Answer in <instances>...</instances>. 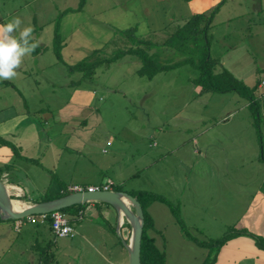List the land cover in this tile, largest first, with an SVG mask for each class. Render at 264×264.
I'll list each match as a JSON object with an SVG mask.
<instances>
[{"label": "rangeland", "instance_id": "1", "mask_svg": "<svg viewBox=\"0 0 264 264\" xmlns=\"http://www.w3.org/2000/svg\"><path fill=\"white\" fill-rule=\"evenodd\" d=\"M218 1L83 0L80 10L66 11L58 17L62 9L76 6L78 0H0V23L19 17L22 27L29 24L34 27L33 36L40 41L38 51L24 58L17 69L18 75L8 80L10 84L7 80H0V107L11 104L15 111H28L40 123L43 136L51 139L48 149L52 150L53 144L63 139L60 134L52 137L54 127L59 126V108L68 100L82 101L83 94L90 95L89 103L96 109L84 124L89 133L87 137H90L86 147H102L103 152L110 155L111 149L106 140L111 143L115 154L108 167H117L121 171L117 176L118 179L122 177L118 181L120 188L127 191L151 190L164 195L179 205L180 217L190 234L199 239L217 237L231 223L223 220L231 214L224 207V201L230 197L226 195L224 184L228 187L235 183L243 184L245 189L238 186L233 191L238 193L241 190L246 194L249 190L247 186L259 181L264 172V163H258L254 158L264 144V0H223L219 11L213 15L209 30V54L219 56L222 65L245 84L251 86L257 82L254 89L257 124L253 123L252 107L235 91H199V87L191 81L197 71L189 64H180L147 78L136 73L137 59L124 54L106 67L95 68L91 81L84 79L78 85H72L70 80H75L79 72H68L65 64L55 58L52 33L58 20V32L63 43L60 53L66 63L77 61L95 48H99L104 55L109 54L116 46L122 45V39L114 34V30L128 26H135L136 34L153 41L154 49L160 46L175 23L183 21L194 9L209 10ZM162 48L159 60L173 61L177 58L166 45ZM84 112H76L69 120L81 119ZM72 122L65 120L64 124L72 126L76 123ZM228 126L234 134L231 138L227 137ZM78 129L81 127L78 126ZM202 131L204 136L199 135ZM248 134L252 135V147L251 143H247L245 135ZM94 136H101L102 142H90ZM202 137L209 140L206 145L208 154L204 158L200 144ZM213 137L220 141L212 142ZM230 148L232 150L228 153ZM65 149L63 155L71 154L68 147ZM84 149L83 143L80 152L76 153L75 167L88 175V158L81 157ZM210 154L215 155L211 158ZM20 164L25 168L20 169L16 178L25 189L27 186L31 189L26 190V199H21L27 204L32 202V197L49 195L62 180L73 182L64 179L71 166L68 168L59 164L63 172H55L39 167V163ZM107 169L103 168L102 173L107 175ZM236 198L239 204V197H235V202ZM107 207L112 208L111 205ZM105 210L100 208V215L91 216L84 211L75 219H69V214L65 213L74 227V234L76 231L82 234L86 229L89 234L94 233L90 237L93 238V248L85 254L73 252L67 257L57 248L59 264L66 259L72 264H110L108 257L119 258L113 247L99 243V239L104 242L112 240L111 236L96 235L103 226L100 224L111 218ZM109 210L113 213V208ZM44 224L47 225L23 222L19 233L8 228L9 236L0 235V249L6 245L10 250L0 256V264H9L5 260L11 255L22 256L25 260L18 264H26V253L30 252L28 246L33 240L23 229L28 226L42 230L33 235L37 237L36 244L44 246L45 241H50L44 253L51 255L50 247H60L58 236H54L56 242H51ZM157 225L161 229L157 240L163 244L160 249H163L165 262L194 264L196 260L191 257L192 247L188 245L197 248L198 245L180 232L171 217L159 220ZM172 226L176 231L172 230ZM128 235L129 229L126 237ZM25 246L28 252L24 250Z\"/></svg>", "mask_w": 264, "mask_h": 264}, {"label": "crops", "instance_id": "2", "mask_svg": "<svg viewBox=\"0 0 264 264\" xmlns=\"http://www.w3.org/2000/svg\"><path fill=\"white\" fill-rule=\"evenodd\" d=\"M257 8H260V6H258ZM198 11L199 10L194 9L193 12H198ZM218 11H219V8L215 12V14ZM62 46H63V43H62ZM210 48H211V42H210L209 50ZM217 58L220 64L222 65L219 59L220 57L218 56ZM8 83L10 84V81H8ZM89 97L90 95L83 94L82 101L68 100L67 101L68 103L65 102V104L59 108V111H58L59 120L56 119L58 120L59 126L58 128L54 127V130H53L54 132H53L52 137L54 138L60 134V136H62L63 139L62 141H59V143L57 142V144H53L52 150L48 149L51 139H49L47 135L43 136L42 129L40 128L41 127L40 123L36 121L32 115L27 113L28 111H22V110L15 111L11 107V104L0 107V136L3 137L4 139L9 140L15 146H17L19 154H21L22 156L37 159L38 163L40 164L39 167L43 166L44 168L48 170H53L55 172L57 171L63 172L59 164L64 167H68V168L71 166V171H69L68 169V172H67L68 176L64 177V179L68 181L73 180V182H66L59 178L60 180H62V182H59L58 184L68 185V184L78 183V182H86V184H90L93 182L97 183L98 181L106 177L111 178L114 182L121 181L122 177H120L119 179L117 177L118 173L121 171H119L117 167H113V168L108 167V164L111 163V159L114 158L113 156L115 154V151H114L115 149H113V146L110 145L111 143H109L108 140H106V143L111 149L110 155L104 153L103 152L104 150L101 149L102 147L97 148V147H91L90 145H89V148L86 147L87 141L89 140L88 138L90 137H87L89 136V133L86 132L87 131L86 126H84V124L87 120V117L91 116L92 113H95L94 110L96 109V107L93 104L89 103V100H90ZM80 111H85L84 117L78 120H75V119L71 120L73 121L72 123L76 122L75 124H72V126H68L64 124L65 120H67V122H71L69 120V117L75 114L76 112H80ZM90 121L92 120L90 119ZM46 122H49L48 119H46ZM78 126H80L81 129H78ZM230 129L231 128L228 126L227 127V131H228L227 134L229 133L227 135L228 138H231V136L234 135L232 133V130ZM199 135L204 136L205 135L204 131L199 133ZM245 136L248 137L247 143L248 144L251 143L250 145L252 147V135L248 134ZM93 138L95 139L93 140ZM93 138L90 139V142L92 141L94 142V144L95 143L98 144L102 142L101 136H98V137L94 136ZM211 141L219 142L220 139L213 137ZM83 143L85 144V149L83 153L84 156L82 154L81 157L88 158V160L85 159L86 164L89 166V170L87 171L89 173L88 175L85 173H82V171H79L78 168L76 170V167H75L76 153L78 151L80 152V148H81V145L83 146ZM208 143H209V140L207 137L201 138L200 144L202 145V149H203L202 150L203 158L207 157L208 149L206 145ZM65 147H68L69 148L68 150H71V154H67V156L63 155V153L66 151ZM260 148H262V145ZM263 149H264V144H263ZM263 149L262 151L260 149L259 153L257 152L258 156L256 155V157H254L258 163L259 162L264 163V159L261 158V154H264ZM231 150L232 148H230L228 153L231 152ZM214 155L215 154H210L209 157L212 158ZM7 162L12 163L11 168L7 169L6 171H2L0 173V181L3 183L5 191L7 192L9 196L18 197L22 194L27 196L28 192L26 190H31L30 186H27V189H25V187L21 185V181L17 180L16 176L19 173L21 168H25L23 167V165L20 164V162L28 163V164H33V163L23 158H13L10 148L7 145L0 144V164L7 163ZM103 168H108L107 172L109 173L107 175L106 173L105 174L102 173ZM71 172L72 174H70ZM113 174L115 177H113ZM85 176H88V177H85ZM59 177L63 178L60 175ZM91 179L95 181H91ZM224 186L227 191L226 195L230 196L228 198V201H224L226 203L224 207L226 208V211H230L231 214L229 215V217L227 216L223 220H229L231 223H229L228 225L237 223L239 227L245 228L254 234L264 236V172H263V176L261 177L259 181L254 182V184H249L247 186L249 190L246 194H244V192H242L241 190L238 193L233 191V190H237L238 186L240 188L244 187L245 189L246 186L243 184L241 185L239 183H235V184H231V187H228V184H224ZM56 190H60V185L56 186L52 192ZM236 196L239 197V201H240L239 204H238L237 198H236L237 202H235ZM216 201L214 202L216 203ZM214 207L215 206H213V208ZM99 208L106 209L105 211L108 212L107 215L111 217L110 220H108L107 222L109 224L113 223L114 225L115 234L110 232L106 228V224L104 223L100 224L103 226H100L101 229L98 232H96V235L98 237L105 236V238H107L111 236L112 240L104 242L103 239H99V243L104 246L108 244L109 247H113L116 250V253L119 255V258L117 257L118 259L117 258L111 259L108 257V260H110L108 262L110 264H127L126 251L122 243L121 245H119L116 239V236H118V234L115 231L116 212L113 207H112L113 213L110 212L109 210L112 208H109L107 206L100 205ZM84 211L87 216L97 214V208L95 207V204L91 201L87 203L85 207L81 210V214L84 213ZM147 211L153 221V229H148L147 232L149 235L155 238V244L158 247L163 248V244L160 242L159 239L157 240V237L160 238L158 232L161 230L160 228L157 227L158 226L157 222L161 219L169 220L170 217L172 218V220L174 219L171 213L169 212L168 207L160 201L154 200L151 203H149V205L147 206ZM214 219L216 218H213V220ZM119 220L120 221L123 220L121 214L119 216ZM12 225H13V221H7V220L0 221V235L9 236L10 234H9V231L7 230L8 228H11V231L19 233L22 230V226L26 224H23L22 226H20L18 230H15ZM119 227H118V232H119ZM44 228L48 229L49 231L48 234L50 236L51 242H56L48 226L44 224ZM23 229L25 231H28L31 239L33 238V240L30 242L28 246L30 249V252H28V248L26 246L24 247V250L28 252V253L24 252L27 255L26 264H43L42 259L40 257V253H39L41 251V246H43V244L41 246L36 244L35 241L37 237L36 236L33 237V235H36V233L42 232V230L37 231L35 230V228L33 229V228H30L29 226ZM172 230L176 231L174 226H172ZM89 233L90 231L86 229V232H82V234H78L76 231L73 236H58V245L60 244V247H58L57 245L54 247H50L51 248L50 252L52 254V257H54V260L52 263H49V264H59V259H58L59 255H58V252L56 251L58 249H60L59 251L61 252H65L66 257L70 253H73V252L75 253L82 252L83 254H85V252L88 249L92 250L93 243L91 242V239L93 238H90V237H92L94 233L93 234H89ZM49 242L50 241L44 242V248L47 246V243ZM5 246H2V248L0 249V256L5 253L10 252L9 248H6ZM188 246L192 247L191 250L193 254L191 257H193V260L194 259L196 260L194 264H199V262L201 261V259L203 258L206 252V248L199 246V245H198V248L193 245L192 246L188 245ZM95 252L97 256H99L98 255L99 253L97 252L96 249H95ZM195 256L197 257L195 258ZM24 260L22 256L20 258H17L14 255H11V257L6 258L5 261L9 262V264H18V263H23ZM83 260H84V257H83ZM63 261H64L63 264H72L71 263L72 261L70 262V260L68 259L63 260ZM213 264H264V249L257 247L254 244L253 239L250 236L245 235V234H238V235H235L227 239L225 242H223L219 246L216 256H215V260L213 261Z\"/></svg>", "mask_w": 264, "mask_h": 264}, {"label": "trees", "instance_id": "3", "mask_svg": "<svg viewBox=\"0 0 264 264\" xmlns=\"http://www.w3.org/2000/svg\"><path fill=\"white\" fill-rule=\"evenodd\" d=\"M222 2L223 0H219L209 10L193 12L185 17L183 21L175 23V25L173 26L174 28L169 34H167L165 39L161 42L160 46H156V48L154 49H152V47L155 46V43L153 41H151L147 37L136 34L135 26H128L125 28L114 30V34L120 37L119 39H122L121 46H116L107 55L102 54L99 48L92 49L87 55L81 57L73 63H66L62 59L60 53V49L62 47V39L58 32L57 20L54 24L52 33L53 52L55 58L65 64L68 72H79V75L75 80H70V84L72 85H78L79 81H82L84 79H88L91 81L93 79L95 68L106 67L111 62L116 61L124 54L131 55L132 57L137 59L138 66L135 69L136 73L147 78H151L155 73L159 71L168 70L180 64H189L197 71L196 75L191 79V81L194 85H197L199 87V91H235L239 96L245 98L248 102V105L252 107L254 119L253 123L257 124L258 112H255L256 100L254 94V89L257 85V82H255L251 86L245 84L241 79L231 74L229 70L222 66L217 57H212L209 54V46L211 42L209 29L211 27V21L214 13L217 11L219 5ZM82 4L83 0H78L76 6L66 7L62 9L59 12L58 17L60 14L65 13L66 11L80 10ZM164 45H166L168 49L171 50V54L173 56L177 57L175 60H159L158 56L161 49H163L162 46ZM37 51L38 48L32 54L36 53ZM0 144L7 145L10 148L13 158H23L27 161L38 164L37 159L25 157L19 154L17 146L1 136ZM259 146L261 147V143ZM261 158L264 159V154H261ZM11 166V162L0 164V173L11 168ZM100 181H98L97 183H99ZM85 184L86 183H84L83 185ZM66 186V184H60V190L50 192L49 195L44 194L42 196L40 195L37 197H32L31 201L35 202L62 195L69 191ZM111 189L123 190L120 188L118 182H114L111 185ZM123 191L135 197L142 209L143 222L139 244L140 264H167L164 259L163 249H160V247L155 244V238L149 235L147 232L148 229H153V221L147 211V206L154 200L160 201L168 207L169 212L174 218V221L178 224L180 231L186 238L193 241L197 245L206 248V253L204 254L199 264H213L219 246L227 239L238 234H245L250 236L257 247L264 249V236L254 234L245 228L236 226L235 224L237 223L228 225L226 227V231L217 237L199 239L188 232L185 223L180 217L179 205L168 200L164 195L151 190L143 189ZM26 197V195L22 194L14 199L20 198L21 200L26 199ZM91 202L95 204L97 213L99 215L101 213L99 204L110 206V204L103 201ZM87 203L89 202L87 201L73 203L58 209L64 213H68L70 216L69 219H75L79 217V215L81 214V210ZM3 220L13 221L12 218H0V221ZM44 223H46L48 228L50 229L49 220L46 219ZM104 224H106V228L110 232L115 234L113 224H109L106 219L104 221ZM127 229H129V225L127 222H123L119 227L120 236L125 240L127 239ZM116 239L118 244L121 245L119 236H116ZM44 250V246H41V251L39 253L43 264L52 263L54 257H52V254L50 255L48 253H44Z\"/></svg>", "mask_w": 264, "mask_h": 264}, {"label": "water", "instance_id": "4", "mask_svg": "<svg viewBox=\"0 0 264 264\" xmlns=\"http://www.w3.org/2000/svg\"><path fill=\"white\" fill-rule=\"evenodd\" d=\"M129 201V204L123 202L122 198ZM8 199H12L4 189L3 183L0 181V218H16L29 213L47 212L58 209L73 203L103 201L110 204L116 212L115 231L126 251L127 264H140L139 262V244L142 231L143 214L139 202L131 194L123 190L113 189H94L68 191L62 195L49 199L35 201L26 204L23 208L15 210L11 208ZM119 213L129 225V235L127 239H123L118 227L122 223L118 219Z\"/></svg>", "mask_w": 264, "mask_h": 264}, {"label": "clouds", "instance_id": "5", "mask_svg": "<svg viewBox=\"0 0 264 264\" xmlns=\"http://www.w3.org/2000/svg\"><path fill=\"white\" fill-rule=\"evenodd\" d=\"M22 23L19 17L0 23V80L14 79L24 58L40 45L33 36L34 27L30 24L22 27Z\"/></svg>", "mask_w": 264, "mask_h": 264}, {"label": "built area", "instance_id": "6", "mask_svg": "<svg viewBox=\"0 0 264 264\" xmlns=\"http://www.w3.org/2000/svg\"><path fill=\"white\" fill-rule=\"evenodd\" d=\"M263 83V80H260ZM113 180L109 177L102 179L99 183L81 184L72 183L66 187L69 191L80 190H94V189H111ZM46 219L49 220L50 230L53 236H72L74 234V227L71 225L66 214L59 209H53L47 212L29 213L21 217L14 218L13 228L19 229L20 224L23 222L29 223H44Z\"/></svg>", "mask_w": 264, "mask_h": 264}, {"label": "bare ground", "instance_id": "7", "mask_svg": "<svg viewBox=\"0 0 264 264\" xmlns=\"http://www.w3.org/2000/svg\"><path fill=\"white\" fill-rule=\"evenodd\" d=\"M123 202H125L126 204H129V201L123 197H121ZM8 203L9 205L11 206V208L15 209V210H19L21 208H23L24 206H26V202H24L23 200H20V199H8ZM121 213H119V216H120ZM119 219V217H118Z\"/></svg>", "mask_w": 264, "mask_h": 264}]
</instances>
